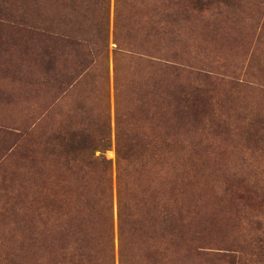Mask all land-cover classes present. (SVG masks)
I'll return each mask as SVG.
<instances>
[{
	"label": "rangeland",
	"instance_id": "obj_1",
	"mask_svg": "<svg viewBox=\"0 0 264 264\" xmlns=\"http://www.w3.org/2000/svg\"><path fill=\"white\" fill-rule=\"evenodd\" d=\"M0 264H264V0H0Z\"/></svg>",
	"mask_w": 264,
	"mask_h": 264
},
{
	"label": "trees",
	"instance_id": "obj_2",
	"mask_svg": "<svg viewBox=\"0 0 264 264\" xmlns=\"http://www.w3.org/2000/svg\"><path fill=\"white\" fill-rule=\"evenodd\" d=\"M201 1H204V0H201ZM87 143L86 142H84V143L83 142H77V143L71 145L69 154H71L73 157H75V155L80 154V152L87 154V152H89L95 148V145L93 143H91V144L90 143L87 144ZM128 152H130V150ZM175 220H177V218L172 220L175 223V226L173 227V229L177 228Z\"/></svg>",
	"mask_w": 264,
	"mask_h": 264
}]
</instances>
